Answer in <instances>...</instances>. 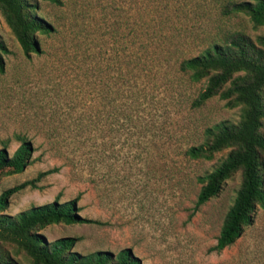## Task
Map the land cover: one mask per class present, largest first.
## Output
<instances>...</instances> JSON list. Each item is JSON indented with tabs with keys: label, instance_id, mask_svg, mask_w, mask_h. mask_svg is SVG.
<instances>
[{
	"label": "rangeland",
	"instance_id": "obj_1",
	"mask_svg": "<svg viewBox=\"0 0 264 264\" xmlns=\"http://www.w3.org/2000/svg\"><path fill=\"white\" fill-rule=\"evenodd\" d=\"M33 1L58 29L51 36L41 35L42 53L25 56L0 15V40L9 49L0 71V148L1 140L14 133L28 136L34 147L32 161L23 171L0 175V193L39 171L58 170L38 181V188L27 187L12 195L4 212L16 214L80 194L79 213L102 224H50L40 231L48 240L78 237L72 250L81 254L129 248L141 264H264L262 205L256 206L251 222L232 244L220 251L212 249L239 188L240 171L225 181L216 196L195 207L202 186L199 177L229 150L211 159H192L184 151L203 140L207 126L236 123L241 113L240 106L226 107L218 96L200 107L192 106L205 80L191 81L188 74L163 61L150 76L149 102L143 107L147 129L133 136H126L127 129L114 136L93 132L97 136L90 141L97 145L88 161L79 156L66 160L64 149L60 153L48 137L69 136L67 126L85 107L84 119L96 118V93H105L106 82L104 77L97 83L96 76L91 85L94 75L98 68L105 74L106 62L135 39L132 28L138 26L139 10L159 19L162 14L167 37L153 36L151 42L169 40L180 47L204 43L227 29H241L254 37L264 34V26L254 27L244 14L223 13V4L241 0H63L62 5ZM82 53L87 56L85 63L80 61ZM85 69L88 83L83 84L80 76ZM99 109L105 127L106 107L101 104ZM57 143L67 150L65 154L72 148L69 158L74 157L73 144L66 149L58 138ZM18 145L11 138L8 153ZM9 251L19 264H31L23 252Z\"/></svg>",
	"mask_w": 264,
	"mask_h": 264
},
{
	"label": "trees",
	"instance_id": "obj_2",
	"mask_svg": "<svg viewBox=\"0 0 264 264\" xmlns=\"http://www.w3.org/2000/svg\"><path fill=\"white\" fill-rule=\"evenodd\" d=\"M44 1L63 4V0ZM222 11L224 14H244L254 27L264 26V0L228 1L223 4ZM0 15L27 57L44 51L41 35L51 36L58 32L56 24L38 12V4L33 0H0ZM137 15L138 26L132 28L135 39L106 62L105 74L98 68V75H94L91 85L97 81L96 76L99 78L97 83L104 77L106 82L105 93H96L98 102L93 112L96 118L87 122L84 119L85 107L79 118H72L70 126H67L69 136L48 137H52L50 141L55 143V149L60 153L64 149L66 160L79 156L88 161L92 148L97 145L90 141L91 136H97L92 135L93 132H98L99 136H114L127 129L126 136H133L147 129L143 107L149 102L150 76L156 67L162 66L163 61L167 66L171 64L177 71L188 74L191 81L205 80L203 88L191 100L192 106L200 107L218 96L225 101L226 107L241 108L240 119L236 123L220 121L207 126L203 140L184 151L192 159H211L215 153L229 150L211 171L199 177L202 186L195 207L216 196L234 173H241L239 188L212 247L220 251L242 234L244 227L251 222L256 206H264V34L253 37L241 29H227L214 33L204 43L180 47L169 43V40L151 42L153 36L167 37L166 28L161 23L162 14L160 19L147 15L143 10H139ZM150 20L159 21L148 26ZM76 45L79 48V43ZM127 48L130 51L126 53ZM8 52V47L0 40V71L4 70V55ZM86 59V54L82 53L80 61L85 63ZM85 78L86 69L81 73L80 82L88 83ZM101 104L107 111L105 127L100 124ZM11 138L19 145L9 154L7 145ZM57 138L66 149L70 148V143L74 145V157L69 158L72 148L66 154L65 148H59ZM1 144L0 175L19 173L32 161L33 142L25 134L14 133L12 137L1 140ZM57 170L54 167L39 171L33 178L0 193V264H19L9 248L23 252L31 264H141L129 248L117 253L98 250L81 254L72 250L78 237L63 236L50 241L40 232L45 226L57 223L102 224L79 213L77 201L80 194L66 201L55 199L34 205L16 214L4 212L12 195L27 187L38 188V181Z\"/></svg>",
	"mask_w": 264,
	"mask_h": 264
}]
</instances>
